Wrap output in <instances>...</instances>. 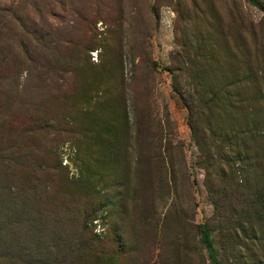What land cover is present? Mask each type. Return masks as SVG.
Returning a JSON list of instances; mask_svg holds the SVG:
<instances>
[{
  "label": "rangeland",
  "instance_id": "374dc122",
  "mask_svg": "<svg viewBox=\"0 0 264 264\" xmlns=\"http://www.w3.org/2000/svg\"><path fill=\"white\" fill-rule=\"evenodd\" d=\"M15 144L0 264H211L203 224L219 264H264V13L0 0V149Z\"/></svg>",
  "mask_w": 264,
  "mask_h": 264
},
{
  "label": "trees",
  "instance_id": "16d2710c",
  "mask_svg": "<svg viewBox=\"0 0 264 264\" xmlns=\"http://www.w3.org/2000/svg\"><path fill=\"white\" fill-rule=\"evenodd\" d=\"M247 1L264 13V5L262 3H260L258 0H247ZM172 80H174V77H172ZM173 88H174V85H173ZM225 138H226V136H224V139ZM253 138H256L255 132L252 133L251 139H253ZM230 139L231 138L229 137L226 140L229 141ZM23 146L24 145L15 144L10 148V150L6 146L2 147L7 152V154L6 155H3V154L0 155V166L3 165L7 169L11 168V165H13V164L17 168H21L22 166H25L26 164L21 159L23 155L22 154L17 155V152L20 151L19 149L22 148ZM254 146L256 147V144H254ZM2 148L0 150H3ZM18 159H19V161H18ZM5 174L6 173L4 172L3 173L4 179H5ZM200 239H201V241H202V243L206 249L210 263L211 264H219L217 259H216V255H215V252L213 250V247H212V242L209 238V235L207 233V229H206L204 224L201 226ZM7 264H15V263H12L10 260V262H7Z\"/></svg>",
  "mask_w": 264,
  "mask_h": 264
}]
</instances>
